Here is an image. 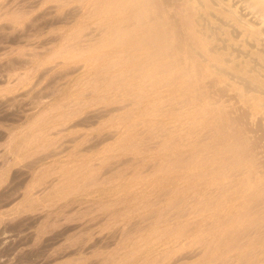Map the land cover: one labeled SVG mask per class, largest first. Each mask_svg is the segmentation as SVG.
Returning <instances> with one entry per match:
<instances>
[{
	"label": "rangeland",
	"instance_id": "obj_1",
	"mask_svg": "<svg viewBox=\"0 0 264 264\" xmlns=\"http://www.w3.org/2000/svg\"><path fill=\"white\" fill-rule=\"evenodd\" d=\"M36 1L37 0H0V14H1L0 15V27L4 28L3 30H0V82H1L0 83V91H1L0 93H2V94H0V144H1L0 145V171H1L0 178H1V180L3 179L2 180V182H3L2 183V190L4 189L3 190V201H4V208H5L4 212H5V214H7V215H5L6 220H5V223H3L2 227L6 228L8 226L6 228V233H5L6 236L2 237L4 241H3V244L1 245V248H0V250H1L0 252L2 255L0 260H2V264H173V263L175 264L176 262H177L176 264H194V263L195 264H240V263L241 264H254V263L255 264H263L264 259L262 260V256L264 258V250H263L264 249V240H263L264 239V233L259 234V230H260V227L262 225L264 226V218H262V217H264V213H260L259 209L261 210L262 208H264V203L259 202L260 199L258 198V196L256 194L253 195V190H252L255 186L254 184L258 185V183H260L261 181H259L260 179L256 175V169L255 168L252 169L253 166H251V164H250L251 162L249 163V160H245L244 158L239 157V156L234 155V154H231V153L230 154L226 153V150L228 149L229 146L233 145L234 143L235 144L238 143L237 139L243 137V133H244V136H246V137L248 136L249 138H251L253 136L254 137H256V136L261 137L262 135L264 136V115H263L264 113H262V112H264V96H263V94H260L261 95L260 96L258 93L254 92L255 94L251 95V94H253V92H251V91L248 92V90L246 91V89L244 88L245 85L242 86L243 82H245L244 84H246V81H244L242 79H241L242 80L241 81V80H237V78H231L230 79V77H228V79H227V77H219V76H215V78H214L215 80L213 79V80H211V82H210V79L201 81L200 82V85L202 86V92L201 93L197 92V89H194L191 92L181 94L177 90V87H176L177 85L170 84L167 81V79H164L162 82V85L159 89L154 90L153 87H149V89L145 90V93H144L145 98L140 102L138 101V103L143 102V105H142L143 107L140 108L139 111H137L136 113L131 115L130 111L135 107L136 100H132V99H128V98H126L127 99L126 100L124 98V96H123V98L121 96L125 95L126 92H128L129 94L127 93L125 96L131 95L132 93L134 94V92L136 93L138 90L132 89L131 87H132V85H135L136 83L137 84L140 83V81H133V80L131 81V78L127 77L126 75H123V77L127 78V80L124 83H122L123 87L124 88L126 87V89H123L118 93H114L113 92L114 87H110L109 90H107V92L105 94L99 93L96 96V98L98 100H100L106 96H114V95H119L121 98L110 99L106 103H99V105L97 107H93V108L86 110V112H89L90 114L91 113L93 114L96 112L95 114L99 115V118L97 119V121L93 122L94 124L92 123L91 126L87 125V127L81 128L78 132H74L75 130L71 128L72 125H70V124H73L74 122H72V121H76V119L68 120V122H69L68 123L69 126H68L66 124L67 123L66 120L65 121H63L62 119L59 120V118L66 112V110H64L65 112L64 111H57V110H55L56 107L50 109L51 108L50 106H47L46 108L41 110V112L43 111L44 113L47 111L46 112L47 117H45L46 119L44 118L45 121H44V119H42L41 121H38L36 119L38 112L36 113V111L35 112L32 111V112H26L25 113L24 111L26 109L30 108L29 104H32L34 102V99H35V101H37L35 96H37L39 94L45 95L46 93H49L52 90H54L57 87V86H55L56 84L54 82L60 84L62 82L64 83V81H66V82L70 81L71 79H74V77H76V75L80 76L78 74L82 75L83 73H86L89 70L91 72V77L97 76V79L98 78L102 79V77H104L105 75L107 77V75H108L109 78L107 77L108 82H106V84H108V83L111 84L113 82L112 78L116 74L127 73L129 70H131L133 68V66L132 65L122 66L123 63L125 62V57L120 56L122 54L123 48H121L119 46L116 47L114 44H112V45L107 44L105 46H104V44L101 45V47H99V49L97 50L98 52L95 51L94 55L93 54L84 55L83 57H81L77 61L78 63H75L76 65L74 63L73 64L71 63L72 62L71 61L72 55H69L70 56L69 57L68 54L63 55L62 57L59 56L58 58L55 57L53 60L52 54L56 53V51L57 52L61 51V48H62L61 42L58 38L59 35L62 33L61 29L62 28L71 29V27L75 26V23L68 25V26H65V25L63 26L61 24H57L58 26H56V25H54V22H56L59 18H61V15L64 14L66 11L68 12V11H70V9L72 10L73 7H75V6H78V5L81 6V3L78 4V1H80V0H73V2L70 5H68L67 7H64L62 9H56L54 7L57 5L56 2L58 0H55V1L51 0L48 4L43 5L44 7L41 5L40 6L37 5ZM90 1H92V3L95 6L93 9V13L95 14V21H94L95 23L96 22L97 23L103 22L102 23L103 25H105L106 23H110V24L115 25V24H118L119 22H121L122 20H124V18L130 16V14H131L129 9L128 10H121V11L118 10L119 11L118 14H116L117 12H115V13L111 12L110 14H108V12H109L108 8L112 7L113 0H107V1H105V0H85L83 2V4L87 5L88 3H90ZM11 3H12V5H11ZM33 3L37 6H35ZM159 3L160 2H156V5H158L160 13L164 17L165 14L162 10L163 7L161 8V5H159ZM6 5H7V9H6ZM15 5L20 6V7L19 8L17 7V9H16ZM13 6H15L14 7L15 9L13 8ZM21 7H23V8L21 9ZM42 7H43V9H42ZM177 7H178V5H177ZM30 8H32V9H30ZM4 9H5L7 14L9 13L8 16H7V14H5V11L3 12ZM151 9H152L153 14H154V12H155L154 7L152 6ZM14 10H15V12H13ZM29 10H30V12H29ZM170 10H174L175 12H177L178 16L180 15L178 8H176V9L171 8ZM16 11H20L21 13H22V11H23V13L25 11V14L28 11V13L26 14L27 16L25 18H22L23 19V20L21 19L22 21L20 20L22 22V24H24V23L26 24L25 27H23L21 25L20 26L16 25V22H17L15 19ZM49 12L50 13L52 12V14H50ZM171 12H173V11H171ZM44 13H46V14H44ZM122 13H124V14H122ZM125 13H127V14H125ZM188 13L191 14L190 16L192 18L194 16H196L195 12L192 11L191 9L189 10ZM208 13L209 12L207 11L205 14H206V16H208L210 18V20L213 22V24L219 25V22L217 20H216L217 21L216 22L215 19L211 18L208 15ZM45 15H46V17H44L42 20V18H40V17H43ZM146 15H147V13L145 12V16ZM36 19H38V20H36ZM50 19H51V21H49ZM35 21H36V23H35ZM44 21L49 22V27H47L48 25H46L47 22L45 23ZM38 22H39V24H37ZM52 22H53L54 26L50 27V24ZM91 23H93V22H91ZM14 24H15V29L12 28V27H14ZM256 27L259 28L260 26L256 25ZM23 28H25V29H23ZM38 28H40V29H38ZM222 28H223L224 33H227V37L225 35H223L220 31L217 32L218 34H216V36L218 35V37H220V38L226 37L227 39L230 40L231 43H234L235 48L237 47V44H238V50L240 52H242V50L251 52L252 56H254L256 54V57L259 59H261L263 57V56H258L259 53L256 51V49H250L248 47V45H246L247 44L246 42L243 43L244 40L243 41L241 40L243 38L238 37V35L236 33H234V31L230 27L222 26ZM260 28H262V27H260ZM42 29H43V31H42ZM254 29H257V28H254ZM30 31H32V32H30ZM168 31H169L170 38H174L175 32L173 33L172 29H169ZM189 32H191L189 27L183 28L182 37L190 39L191 36L189 35ZM50 35H51V37H50ZM233 35L237 36V41L233 39ZM48 37L50 40L49 41L47 40V42H46V39H48ZM56 37L58 39H56L54 41L53 39H55ZM212 37L214 38L215 36H212ZM16 38L19 39V42L17 41ZM102 38L105 39V36ZM51 40H53V42ZM215 41H214V43L213 42L205 43V50L202 49V51H201V49H200V52L202 54L205 53V55L209 56L208 52L206 51L207 47H211L214 45L221 47V44L219 42H217V41L215 42ZM185 43L186 42H184V41L182 42V54H181V56L184 57L183 59H185V63H188L190 60L188 59L187 54H186L187 53V47H186L187 43L186 44ZM210 43H211V45H210ZM41 44H43V45H41ZM31 47H33V48H31ZM104 47H105V49H104ZM196 47H197V45H196ZM3 50H5V51H3ZM36 52H38V53H36ZM40 52H41V54H39ZM227 52H229V51H225L222 49V50H219V52H218L219 54L217 53L216 56L212 55V57L215 56L214 57L215 59L212 58V60L213 59L216 60L215 63L222 64V65H220V68H227L228 69V68H231L233 66L232 63L223 64V62H221L222 58L224 56H225L224 58L232 57L231 53L229 52L230 53L229 54ZM33 55L35 57H33ZM90 55H91V57H88ZM111 55H112V57H110ZM220 55L222 56V58H220L221 57ZM235 56H237V55L234 54V57ZM126 57L128 58L129 56H126ZM29 58L33 59V60H30ZM37 58H39L38 59L39 61L37 60ZM65 58H68V67L64 66V65H66L64 63ZM93 58H95V59H93ZM242 58H244V56H242ZM89 59H91V60H89ZM99 59H101V60H99ZM114 59H116V61ZM87 60L90 61V64H89V61H87ZM92 60H93V62H92ZM27 61H29V62H27ZM35 61H38V63ZM113 61H114V63L117 62L119 64V66H117V68H115L111 72L106 71L104 73L103 68L107 65H112V63L110 64V62H113ZM247 61H248V63L249 62L250 63L247 64L246 66L243 65L242 69L244 68L245 70L250 71L249 70V68H250V69H252L251 70L252 72H249L250 74H248V72H247V74L243 73L244 76H246V75L247 76L246 77L243 76L242 78H245V80H247V83L253 82L254 85H264V77H263L264 73H262V71L264 70V67H263L264 66V60L262 62L260 60L256 61V63H253L252 61H249V60H247ZM165 62H166V60L162 61L161 63H165ZM91 63H93V64H91ZM199 63L201 64L202 69L204 70V73H206V71H207L206 66L207 65L200 62V60L197 59L196 54H195V59L190 62L191 68L194 69L193 66H196ZM11 64L16 65V66H14L15 70L13 68H11L12 67ZM38 64L40 65L39 67L41 69L38 67ZM84 64H85V66H84ZM251 64H253V65L251 66ZM257 64L258 65L260 64V65L257 67ZM35 65H37V66H35ZM22 66L24 68H22ZM86 66L88 69L86 68ZM261 66L263 68H261ZM29 67H30V69H29ZM52 67H54L53 70H52ZM255 67H257V69ZM26 68H28V69H26ZM79 68L81 71L78 70ZM85 68H86V70H85ZM91 68H93V69H91ZM49 69H51V70H49ZM68 69L69 70L70 69L75 70L76 71L75 75L73 74V76L68 77L66 74V72L69 71ZM82 70H84V71H82ZM93 70H95V71L97 70V71L93 72ZM27 72H29V73H27ZM37 72L39 74H36ZM58 72H60V73H58ZM76 73H78V74H76ZM40 74H42V76ZM206 76L207 75L205 74L204 75L205 79L207 78ZM3 77H5V78L7 77L8 81L3 83L2 82ZM12 77H13V79H12ZM17 77L20 80L22 79L21 83H23L22 86H24V87L19 88L16 92H13L10 89V88H12V85H8V83L9 82L13 83ZM41 77H43V78H41ZM57 77H58V79H57ZM62 78H64L65 80L60 82ZM89 78L90 77L85 78L84 82L90 81V80H88ZM54 79H55V81H54ZM56 79H57V81H56ZM107 79H106V81H107ZM127 81L130 82L131 84L130 83L127 84L126 83ZM150 81H152V80H146V84H148V82H150ZM212 81H213V84H212ZM240 82H242V83H240ZM132 83H134V84H132ZM153 83H154V81H153ZM238 83H239V85H237ZM195 85H197L196 88H198V84L196 82H195ZM50 86H51V88H50ZM127 86H130V87H127ZM205 86L208 87V89ZM228 86H230V87H228ZM221 88H223V89H221ZM3 90H8V91H3ZM243 90L245 92H243ZM221 92H223V93H221ZM224 92H225V94H224ZM239 93L243 97L240 98ZM158 94H160V96H158ZM222 94L224 95L223 96L224 98L222 96H220ZM16 95L17 96L21 95V96L17 97ZM9 97H10V99H9ZM211 97H213V98H211ZM234 97H236V101L234 100ZM168 98H170V100H172V101L168 100ZM248 98H250V99H248ZM87 99H89V98H87ZM22 100H23V102H21ZM165 100H168V101H165ZM186 100H188V101H186ZM215 100L216 101L218 100L217 105H215L216 104ZM223 100H225V101H223ZM226 100H228V101H226ZM116 101H117V103H116ZM131 101H135L134 105L128 106L126 108L127 110L124 109V110H119L118 112L116 111V109H118V108L120 109V107L122 108L124 104H128ZM11 102H12V104H11ZM14 102H15V104H14ZM113 102H115V103H113ZM183 102H186L187 106L184 108H181L180 104ZM188 102L192 105L190 106ZM40 103H47V102L41 101ZM107 103H110L112 105L108 104L109 105L108 106ZM164 103H165V105H164ZM210 103L214 104V105H210ZM261 103L263 105L262 107H260L261 105H259ZM151 104L154 106H152ZM169 104L171 105V107L168 106ZM177 104H178V106H177ZM208 104L210 105L209 107H208ZM233 104H234V106H233ZM14 105H16V106H14ZM167 106L171 109L168 110ZM172 107H173V109H172ZM229 107L232 110L229 109ZM235 108H236V110H235ZM110 109H111V111H109ZM113 109L115 110L114 113L112 111ZM174 109L176 112L174 111ZM227 109L231 110V112H232L230 116L226 115L227 113H225ZM251 109L254 111H252ZM170 110H171V112H170ZM177 110H179V112ZM207 111H209V112H207ZM108 112H112V113L106 114ZM100 113H101V115H100ZM180 113H181V115H180ZM163 114H165V115H163ZM32 115H35V116L32 118H29ZM183 115H184V117H182ZM239 115H243L245 117V119L247 120V121H245V124H248V125H246L248 127V129L250 130L252 127L251 132L256 130V134L258 133V135H254L255 131H254V134L250 133L249 130H247V127H245V126H243V124L239 123L240 121H238V123H236L238 120L237 118L240 117ZM130 116H132L131 117L132 119L130 118ZM105 117H107V118H105ZM114 117H116V118H114ZM118 117H119V119H118ZM126 117H129L128 120ZM180 117H182V119ZM235 117H237V118L234 119ZM110 118H112V119H110ZM165 118H167V119H165ZM47 119H48V121H47ZM124 119H125V121H123ZM129 119H130V121H129ZM135 119H136V121H135ZM143 119H144V122H143ZM34 120L38 121V122H35ZM180 120H182V121H180ZM222 120H223V122H221ZM49 121H51V122H49ZM116 121H118V122H116ZM145 121L148 123H146ZM124 122H126V123H124ZM149 122H150V124H149ZM155 122L157 125L154 124ZM187 122H188V124H187ZM228 122H230V123H228ZM116 123H118V124H116ZM141 123H142V125H141ZM151 123H153L154 126ZM34 124L36 127L34 126ZM113 124H115V125H113ZM175 124H177V125L175 127H173V125H175ZM30 125L34 126L35 128L30 126ZM170 125H172V126H170ZM221 125L223 126V129H222ZM28 126L31 127V129H29ZM64 126H65V128H64ZM99 126H101V127L99 128ZM129 126L130 127L133 126V127L130 128ZM134 127H136V128H134ZM137 127H138V129H137ZM142 127H143V129H142ZM58 128L62 129L63 134L58 133V130H59ZM156 128H158V129L154 130ZM161 128H163V129L160 130ZM209 128H210V130H209ZM230 128H232V130ZM63 129H65V130H63ZM164 129H166L167 131L165 132ZM175 129H176V131H175ZM179 129H181V130H179ZM225 130L227 132H225ZM22 131H24V132L22 133ZM91 131H93V132L89 133ZM155 131L156 132L159 131L158 134ZM162 131H163V135H161V133H160ZM174 131H175V133H173ZM180 131H181V133H180ZM194 131L196 132L195 134L193 133ZM233 131H234V133H233ZM120 132H122L121 135H120ZM131 132H133V133H131ZM108 133H112V134H108ZM192 133H193V135H192ZM235 133H237V134L235 135ZM14 134H16L17 140L15 142H13V144H10L11 142H10L9 137H11V135H14ZM260 134H261V136H260ZM39 135L41 137H37ZM197 135H198V137H197ZM98 136H99V139H98ZM110 136H111V139L109 138ZM138 136H140V137L142 136V137L140 138ZM152 136L155 138H153ZM159 136H161V138ZM163 136H165V137H163ZM206 136H207V138H209L208 140H207ZM122 137H124L125 139H123ZM126 137H128V138H126ZM130 137H132V139ZM136 137L140 138V139H136ZM147 137H151V138L149 139ZM182 137L184 139H182ZM200 137H202V138H200ZM235 137H236V139H234ZM105 138H108V139H105ZM222 138H224V139H222ZM90 139L91 140L94 139L95 141H97V146L95 147V149L93 148L92 150H90L89 146H91V144H92V142H90L91 141ZM152 139H154V140L158 139V140L154 141ZM200 139H201V141H200ZM229 139H231V140H229ZM68 140H70V141L75 140V142L68 144L66 142ZM234 140H236L237 142L236 141L234 142ZM119 141H120V143L118 144ZM143 141L147 142V144H145ZM158 141H161V142H158ZM179 141H180V143H179ZM33 142H35V143H33ZM151 142H152V144H154V143H159V144H158L156 149L147 150L149 145L150 146L152 145V144H150ZM136 144L138 146H135ZM139 144H141V145L139 146ZM212 144L214 146L211 147ZM165 145H167L166 149L168 148L167 149L168 151L165 149L163 152H161L160 148L161 149L164 148L162 146H165ZM182 146H183V148H182ZM71 147H73V148H71ZM138 147H142V148H140L141 151L139 150ZM143 147H144L145 152L143 150ZM25 148H27L28 153L23 151V149H25ZM76 148L78 150H80V158L81 159L78 156L76 158V156H74V154H72V152L76 151ZM222 148H224V149H222ZM118 149H119V151H118ZM127 149H128V152H127ZM133 149H135V150H133ZM10 150H11V152H10ZM124 150L126 152H124ZM131 150H133V151H131ZM155 150L158 152L155 153L156 152ZM20 152H22V153H20ZM60 152H62V154H60ZM139 152L142 154H139ZM193 152H194V154H193ZM18 153H20L21 155ZM205 153H207V154L211 153V154L207 155ZM221 154H223V155H221ZM11 155H13V156H11ZM170 156H171V158H170ZM179 156H180V158H179ZM188 156L192 157V159H187V158H189ZM184 157H185V159H184ZM71 158H72V160H71ZM167 158H168V160H167ZM77 159H79V160H77ZM130 159H132V160H130ZM180 159H184V161L182 162V160H180ZM162 161L163 162L166 161V164L163 163ZM178 161L182 164H180ZM242 161L244 163H242ZM134 162H135V164H134ZM227 162H228V164H227ZM74 163L76 165H73ZM183 163L186 165H184ZM77 164H79V166ZM178 164H180V165H178ZM191 164H192V166H190ZM195 164H196V166H195ZM164 165H166L165 168L162 167ZM174 166H176V167H174ZM77 167H79V168H77ZM91 167L92 168L94 167L95 169H90ZM146 167L147 168L149 167L148 170ZM152 167H153V169H152ZM178 167H180V168H178ZM222 167H226V168H222ZM246 167H248L247 169L250 172L246 171L247 170ZM63 168H65V169H63ZM159 168H161V169H159ZM169 168H171V169H169ZM89 169H90V171H89ZM155 169H156V171H155ZM196 169H197V171H196ZM206 169H207V171H206ZM86 170H88L89 172H86ZM159 170H160V172H159ZM252 170H254V171L252 172ZM114 171H116V172L114 173ZM150 171H152V172H150ZM168 171H170V172H168ZM219 171H220V173H219ZM70 172L72 173V175H70ZM73 172L75 173V175L73 174ZM78 172H80V173H78ZM140 172H144L146 174L151 173V174H153V176H154V172H155V174H157V175L154 176V178H153V176H150L151 174L149 175L150 176L149 177L148 175H146L144 173H140ZM203 172H205V174ZM81 173H83V174H81ZM92 173H94V174L92 175ZM253 173H255V174H253ZM84 174H86V175H84ZM108 174L109 175L111 174V175L109 176ZM133 174H135V176ZM202 174H204L205 176H203ZM246 174H247V178H243L244 176L246 177ZM249 174H251V175H249ZM11 175H12V177H11ZM67 175H70V177ZM80 175L81 176L83 175L82 178ZM195 175L196 176L199 175V176L196 177ZM4 176H5V178H3ZM71 176H73V177H71ZM138 176H140V177H138ZM144 176H147V177H145L146 179L144 178ZM179 176H180V178H179ZM63 177H65V179ZM68 177L71 180H69ZM119 177H120V179L117 180ZM133 177H134V179H133ZM253 177L255 178L254 179L255 181L253 182V180H252V183H251L250 179H253ZM93 178H95L96 180L95 179L93 180ZM136 178H137V180H135ZM147 178H148V180H147ZM172 178H173V180H172ZM191 178L193 179V181ZM88 179H89V182H88ZM128 179H130V181ZM66 180H67V182H66ZM240 180L242 182H240ZM69 181H70V184L67 185L69 183ZM125 181L126 182L129 181V182L126 183ZM165 181H167V182L165 183ZM232 181H234V182H232ZM59 182L60 183L65 182V183L64 184L62 183L60 185ZM106 182H108V183H106ZM110 182H112V183H110ZM118 183L121 184L122 186H124V187H122L123 189L121 188V185L118 186L119 185ZM71 184H73V185H71ZM225 184H227L226 187H225ZM3 185H4V187H3ZM79 185H81V186H79ZM236 185H237V187H235ZM75 186L77 188L74 189ZM96 186H97V188H95ZM231 186H232V188H231ZM68 187H69V189H68ZM182 187L185 189H182ZM66 188L70 191H68ZM214 188H216V189H214ZM165 189L166 190L169 189V190L163 191ZM178 189H180V190H178ZM241 189H243L244 191ZM250 189H251V192H250ZM61 190L64 191L63 193H66V194H63L61 192ZM72 190L75 192H73ZM76 190H77V192H76ZM176 190H178V191H176ZM102 191H103V195H102ZM218 191H220L219 192L220 194L216 193ZM242 191H243V193H242ZM30 192H33V193H30ZM160 192L161 193L169 192V195L165 196V198H164V197H162ZM205 192L212 194L211 195L212 198H209L210 194L205 193ZM57 193H58V197L56 196ZM214 193H216V194H214ZM244 193H246V194H244ZM31 194H33V195L31 196ZM156 194L158 196L161 195L160 197H162V199L158 198V196ZM202 194H204V196ZM221 194H223V195L221 196ZM59 195H62L63 198L61 196L59 197ZM77 195H78V197L80 196L82 200L80 198H78ZM137 195H138V197H136ZM145 195H146V197H145ZM229 195H230V197H229ZM249 195H251V196H249ZM195 196H197V197H195ZM201 196L204 198H202ZM238 196L240 199L237 198ZM244 196H247V197H244ZM74 197H75V199H74ZM194 197L196 200L194 199ZM57 198H59V199L57 200ZM149 198H150V200H149ZM190 198L193 199L192 200L193 202L191 200H189ZM241 198H242V200H241ZM65 199H67V200H65ZM78 199L80 201H78ZM256 199H257V201H256ZM52 200L54 201L53 204H52ZM69 200H71V201L69 202ZM75 200H76V202H75ZM213 200L215 201V204H213L214 203ZM237 200H239V201H237ZM24 201H25V203H24ZM42 201H43V203H42ZM65 201H66V203H64ZM136 201H137V204H136ZM210 201H212V202H210ZM224 201H226V203H224ZM61 202H63V203H61ZM153 202H155V203H153ZM257 202H259L260 204ZM57 203H58V205H57ZM249 203L251 205H249ZM255 203H256V205H255ZM44 204H46V205H44ZM51 204H52V206H51ZM113 204H115V205H113ZM152 204H154V205H152ZM176 204L179 206L176 207ZM21 205L23 207L22 210L23 211L26 210L27 212L24 213L21 210V212H23V213L21 215H18V218L16 215H14V216H16V222L9 224L8 219L11 217H14V216H9L8 215L9 212H11L12 210L16 209L17 207H19ZM199 205H203V206H199ZM205 205L207 207H204ZM216 205L219 208L216 207ZM243 206L245 208L241 209ZM253 206L255 209L251 208ZM97 207H99V208L97 209ZM144 207H146V208H144ZM138 208H139V210H137ZM140 208L141 209L144 208V209L141 210ZM204 208H207L208 210L207 209L203 210ZM215 208H216V210H215ZM103 209L105 212L102 211ZM133 209H134V211H133ZM189 209H190V211H189ZM35 210L36 211L38 210V211L36 212ZM183 210H185V211H183ZM201 210H202V213L201 212L197 213L198 211H201ZM237 210H239V211H237ZM246 210H248V211L252 210L250 212L251 214L247 213ZM92 211H93V213H91ZM124 211H125V214H123ZM138 211H140V212H138ZM175 211H178V212L175 213ZM203 211H204V213H203ZM109 212L111 214H109ZM164 212H166V214ZM169 212L170 213L172 212V213L170 214ZM263 212H264V209H263ZM100 213H102V214H100ZM126 213H129L128 214L129 216H127ZM159 213H161V214H159ZM167 213H169V214H167ZM240 213L246 214V215L245 216L243 215L244 216L243 217L242 214H240ZM120 214H121V216H120ZM156 214H159L160 216L158 217ZM173 214H176V215H174L173 219H172L171 215H173ZM185 214H186V217L185 216L182 217ZM189 214H190V216H187ZM232 214H234V215H232ZM248 214H249V216H247ZM29 215H31V216H29ZM124 215H126L127 217ZM165 215L167 216L168 219H170L169 217H171V219H170L171 222H166V221H170V220H168ZM179 215H181L180 216V218L182 217L181 219L180 218L177 219L179 217ZM256 215H257V217H256ZM115 216H116V218H115ZM176 216H177V218H176ZM228 216L229 217L231 216L230 219H228ZM246 216H247V218L245 219ZM41 217L43 220L42 219L40 220ZM161 217H162V220H161ZM163 217L165 219H163ZM201 217H202V219H201ZM89 218H91V219H89ZM108 218L110 220H106ZM117 218L118 219L121 218V219L118 220ZM158 218H159V220H157ZM219 220L221 223L218 222L215 224V222L219 221ZM232 220H233V222H232ZM136 221H138V222H136ZM151 222H153V223H151ZM159 222L160 223L162 222L161 224H163V225H160ZM247 222H249V223H247ZM137 223H138V226H136ZM141 223H143V224L141 225ZM184 224L185 225L187 224V225L185 226ZM204 224L206 225L205 226L206 229H205V227H203ZM210 224L213 225V227ZM259 224H261V225L259 226ZM145 225H148V228L150 226V228H152V229L151 230L146 229L144 227ZM157 225H160V226H157ZM207 225H208V227H207ZM253 225H255L256 227ZM9 226H11V227H9ZM129 226L131 228L133 227L132 229H134V230H132ZM140 226L142 227V229H145L146 231L139 229V228H141ZM176 226H178V228ZM210 226H211V230H210ZM220 226H222V227H220ZM17 228H19V229H17ZM39 228H40V230H39ZM123 228L126 230H123ZM167 228H168V230H166ZM262 228L264 229V227H262ZM164 229L166 230V232L164 231ZM214 229H216V231ZM228 229H230V230H228ZM152 230H154V231L156 230V231L154 232ZM186 230H190V231L187 232ZM201 230H204V231H202L204 233L203 235H202ZM205 230H209V231L207 232ZM225 230H226V233H225ZM8 231H9V233H8ZM13 231H16V232H13ZM222 231L224 234L222 233ZM237 231H239V232H237ZM127 232L128 233L131 232V233H129L130 235L127 234ZM132 232H133V234H132ZM137 232H139V233H137ZM149 232L151 234H149ZM167 232H168V235H167ZM191 232H192V234H190ZM263 232H264V230H263ZM11 233H12V235H10ZM210 233H212V234H210ZM251 233H254V234H251ZM123 234L125 236H124V238H121V237H123ZM173 234H175L176 236H174ZM195 234H196V236H195ZM222 234L224 235V237ZM9 235H10V237H9ZM186 235H187V237L188 236L189 237L186 238ZM199 235L201 236V238L199 237ZM147 236H148V238H145ZM203 236H204V238H203ZM160 237H162V238H160ZM239 238H242V240L239 241L238 240ZM174 239H175V241H174ZM236 241H238V242L236 243ZM140 242L142 243V245H140V247H139V244H141ZM191 242H192V244H191ZM258 242H261V244ZM234 243L236 246H233ZM223 244H224V246H223ZM12 245H13V247H12ZM237 245H239V246H237ZM172 246L175 248H172ZM184 246H185V248H184ZM230 246H232V247H230ZM130 247H131V249H130ZM178 249H180L179 253H177ZM259 250H262V251L259 252ZM122 251H123V253H122ZM139 251H141V252H139ZM136 252H137V254H136ZM133 254H135L134 255L135 257L133 256ZM253 254H254V256H253ZM126 256H128V257H126ZM185 256H190V257H188L190 260L189 259H186V260L182 259ZM166 257L168 260L166 259ZM178 257H179V260L181 259V262L180 261L178 262ZM158 261H159V263H158ZM108 262H110V263H108Z\"/></svg>",
	"mask_w": 264,
	"mask_h": 264
},
{
	"label": "bare ground",
	"instance_id": "obj_2",
	"mask_svg": "<svg viewBox=\"0 0 264 264\" xmlns=\"http://www.w3.org/2000/svg\"><path fill=\"white\" fill-rule=\"evenodd\" d=\"M51 0H37L36 2H37V5H41V6H43V5H46V4H48L49 2H50ZM55 1V0H54ZM53 1V2H54ZM85 0H80V1H78V4L79 3H81V6H75V7H73V9L71 10L70 9V11H66L64 14H62L61 15V18H59L56 22H54L53 20V22H54V25H56V26H58L57 24H61V25H65V26H68V25H71V24H73V23H75V26L74 27H71V29H67V28H62L61 29V34L59 35V40H60V42H61V51H56V53H54V54H52L53 56H52V58H53V60H54V58L55 57H59V56H63V55H65V54H68V56L69 55H72L71 56V63L73 64H75V63H78L77 61L81 58V57H83L84 55H89V54H93L94 55V52L95 51H97L98 49H99V47H101V45H103L104 44V46L105 45H107V44H109V45H112V44H114L116 47H121V48H123L122 49V54L120 55L121 57H125V62L123 63V65L122 66H127V65H132L133 66V68L131 69V70H129L127 73H118V74H116L112 79H113V82L111 83V84H106V82H108V79H107V77H108V75H107V77H106V75L104 76V77H102V79H100V78H98L97 79V76L95 77H91V72L88 70L86 73H83L82 75L81 74H78V73H76V74H78V75H80V76H77L76 75V77H74V79H71L70 81H64L65 79L64 78H62L61 79V81L60 82H62V81H64V83L62 82V83H60V84H58V83H56V82H54L56 85L55 86H57L54 90H52L51 92H49V93H46L45 95H43V94H39V95H37V96H35V98L37 99V101H35V99H34V102L32 103V104H29V107L30 108H28V109H26L24 112L26 113V112H32V111H36V113L38 112V115L36 116V119L38 120V121H41L42 119H44L45 117H47L46 115H47V111L44 113L43 111L41 112V110L42 109H44V108H46L47 106H50L51 108L50 109H52V108H55V110H57V111H64V110H66V112L59 118V120H63V121H67V125L69 126V122H68V120H73V119H76V121H72V122H74L73 124H70V125H72V129H74L75 131L74 132H78L81 128H83V127H87V125H90L91 126V124L93 123V122H95V121H97V119L99 118V115L97 114H95V113H89V112H86V110L87 109H90V108H93V107H97L98 105H99V103H106L108 100H110V99H113V98H115V99H119V98H123V96H124V98L126 99V98H128V99H132V100H136V103H135V107L130 111L131 113V115L132 114H134V113H136L137 111H139L140 110V108H142L143 106V102L142 103H138V101L140 102V101H142L144 98H145V90L146 89H149V87H153L154 88V90L155 89H159L160 87H161V85H162V82H163V80L164 79H167V81L170 83V84H174V85H177L176 87H177V90H178V92H180L181 94H184V93H188V92H191L192 90H194V89H197V92H199V93H201L202 92V86L200 85V82L201 81H204V80H208V79H210V82H211V80H213L214 78H215V76H219V77H227V79H228V77H230V79L231 78H237V80H244V81H246V84H244L245 82H240V83H242V86L243 85H245V89H246V91L248 90V92H253V94H251V95H254L255 93H258L259 95L260 94H263V96H264V85H254L253 84V82H251V83H247V80H245V78H242L244 75H243V73H246L247 74V72H248V74H250L249 72H252L251 70L252 69H250L249 68V70L250 71H248V70H245L244 68L242 69V66L243 65H247V64H249L248 63V61L247 60H249V61H252L253 63H256V61H263L264 60V0H113V3H112V7L111 8H108V14H110L111 12H113V13H115V12H117L116 14H118V12L119 11H121V10H130V12H131V14H130V16H128V17H126V18H124V20H122L121 22H117L118 24H115V25H113V24H110V23H106L105 25H103L102 23L103 22H94L95 21V14L93 13V9H94V4L92 3V1H90V3H88L87 5H84L83 4V2H84ZM105 1H107V0H105ZM24 2V1H23ZM22 2V3H23ZM30 2V1H29ZM28 2V3H29ZM35 2V3H36ZM73 2V0L71 1V0H58L56 3H57V5L54 7V8H56V9H62V8H64V7H67L68 5H70L71 3ZM156 2H160L159 3V5H161V8L163 7V12H164V14H165V16L163 17L162 16V14L160 13V10H159V8H158V5H156ZM21 3V4H22ZM24 4V3H23ZM34 4V3H33ZM55 4V3H54ZM10 5V4H9ZM11 5H12V3H11ZM14 5V4H13ZM17 5V4H16ZM15 5V6H16ZM20 5V4H19ZM27 5V4H26ZM35 5V4H34ZM37 5H35V6H37ZM177 5H178V7H177ZM4 6V5H3ZM15 6H13V8L15 7ZM21 6V5H20ZM20 6H16V9H17V7L19 8ZM25 6V5H24ZM30 6V5H29ZM111 6V5H110ZM154 7V9H155V12H154V14H153V11H152V9H151V7ZM44 7V6H43ZM43 7H42V9H43ZM23 7H21V9H22ZM25 8V7H24ZM29 8V7H28ZM171 8H173V9H176V8H178V10H179V13H180V15L178 16L177 15V12H175L174 10H170ZM6 9H7V5H6ZM15 9V8H14ZM30 9H32V8H30ZM192 10V11H194L195 12V14H196V16H194L193 18L190 16L191 14L190 13H188L189 12V10ZM119 10V11H118ZM177 10V11H178ZM5 11V9L3 10V12ZM11 11V10H10ZM26 11V10H25ZM25 11H24V13H23V11H22V13L20 12V11H16V13H15V19H16V25H21V26H23V27H25V23L24 24H22V18H25L27 15V13H28V11H27V13L25 14ZM55 11V10H54ZM53 11V12H54ZM171 11H173V12H171ZM209 12L208 13V15L211 17V18H213V19H215V21L217 20L218 22H219V25H214L213 24V22L210 20V18L208 17V16H206V12ZM8 12V11H7ZM13 12H15V10L13 11ZM29 12H30V10H29ZM46 12V11H45ZM145 12L147 13V15L145 16ZM162 12V11H161ZM50 13V12H49ZM4 14V13H3ZM5 14H7L6 13V11H5ZM9 14V13H8ZM8 14H7V16H8ZM44 14H46V13H44ZM50 14H52V12L50 13ZM122 14H124V13H122ZM125 14H127V13H125ZM1 15V14H0ZM194 15V14H193ZM40 16V15H39ZM122 16V15H121ZM2 17V16H1ZM44 17H46V15L45 16H43V17H40V18H42V20H43V18ZM60 17V16H59ZM56 18V17H55ZM120 18V17H119ZM13 19V18H12ZM22 19V20H21ZM3 20V19H2ZM21 20V21H20ZM36 20H38V19H36ZM40 20V19H39ZM48 20V19H47ZM49 21H51V19L49 20ZM216 21V22H217ZM45 22V21H44ZM47 22V21H46ZM45 22V23H46ZM53 22L50 24V27L51 26H54L53 25ZM91 22H93V23H91ZM35 23H36V21H35ZM91 23V24H90ZM37 24H39V22L37 23ZM36 24V25H37ZM46 25H48L47 27H49V22H47V24ZM256 25H259L260 27H262V28H258V27H256ZM222 26H228V27H230L233 31H234V33H236L237 35H238V37H242L243 39H241L242 41H243V43H247L246 45H248V47L250 48V49H256V51L259 53V55L258 56H263L261 59H259V58H257L256 57V54L254 55V56H252L251 55V52H248V51H243L242 50V52H240L239 50H238V44H237V49L235 48V46H234V43H231L230 42V40L229 39H227L226 37H227V33H224V31H223V28H222ZM28 27V26H27ZM43 27V26H42ZM45 27V26H44ZM190 28V31L191 32H189V35L191 36L190 37V39L189 38H185V37H182V35H183V33H182V30H183V28ZM13 29H15V24H14V27H12ZM11 28V29H12ZM21 28V27H20ZM254 28H257V29H254ZM2 28L0 27V30H1ZM12 29V30H13ZM18 29V28H17ZM23 29H25V28H23ZM38 29H40V28H38ZM169 29H172V31H173V33L175 32V36H174V38H170V35H169ZM27 30V29H26ZM35 30V29H34ZM37 30V29H36ZM188 30V29H187ZM11 31V30H10ZM42 31H43V29H42ZM218 31H220L223 35H225L226 37H224V38H220V37H218V35L216 36V34H218L217 32ZM12 32V31H11ZM22 32V31H21ZM30 32H32V31H30ZM36 32V31H35ZM39 32V31H38ZM51 32V31H50ZM59 32V31H58ZM227 32V31H226ZM2 33V32H1ZM10 33V32H9ZM37 33V32H36ZM43 33V32H42ZM231 33V32H230ZM23 34V33H22ZM28 34V33H27ZM30 35V34H29ZM57 35V34H56ZM232 35V34H231ZM20 36V35H19ZM55 36V35H54ZM53 36V37H54ZM105 36V39L104 38H102V37H104ZM108 36V37H107ZM212 36H215L214 38L212 37ZM16 37V36H15ZM29 37V36H28ZM50 37H51V35H50ZM107 37V38H106ZM57 37L55 38V39H53L54 41L56 40V39H58ZM17 39V38H16ZM26 39V38H25ZM233 39L234 40H236L237 41V36L235 35H233ZM32 40V39H31ZM47 40L49 41L50 39H49V37H48V39H46V42H47ZM53 40H51L52 42H53ZM217 41V42H219L220 44H221V47L219 46H216V45H214V46H211V47H207L206 48V51L208 52V54H209V56H207V55H205V53L204 54H202L201 52H200V49H201V51H202V49H204L205 50V43H207V42H213L214 43V41ZM239 40V39H238ZM240 40V41H241ZM17 41L19 42V39H17ZM186 42L187 43V45H186V47H187V57H188V59L190 60L188 63H185V59H183L184 57H182L181 56V54H182V42ZM215 41V42H216ZM27 42V41H26ZM45 42V41H44ZM194 42V43H193ZM22 43V42H21ZM185 43V44H186ZM239 43V42H238ZM20 44V43H19ZM18 44V45H19ZM36 44V43H35ZM51 44V43H50ZM56 44V43H55ZM54 44V45H55ZM23 45V44H22ZM41 45H43V44H41ZM53 45V46H54ZM196 45H197V47H196ZM207 45V44H206ZM210 45H211V43H210ZM245 45V44H244ZM37 46V45H36ZM44 47V46H43ZM113 47V46H112ZM111 47V48H112ZM247 47V48H248ZM29 48V47H28ZM31 48H33V47H31ZM39 48V47H38ZM103 48V47H102ZM109 48V47H108ZM36 49V48H35ZM49 49V48H48ZM104 49H105V47H104ZM114 49V48H113ZM112 49V50H113ZM225 50V51H229L230 53H231V56L232 57H227V58H222V56L220 57V58H222V61L221 62H223V64H228V63H232L233 64V66L231 67V68H220V65H222V64H217V63H215V61L216 60H214L215 58V56L217 55V53L219 52V50ZM38 50V49H37ZM103 50V49H102ZM3 51H5V50H3ZM36 51V50H35ZM43 51V50H42ZM105 51V50H104ZM114 51V50H113ZM17 52V51H16ZM98 52V51H97ZM142 52V53H141ZM229 52H227V53H229ZM256 52V53H257ZM10 53V52H9ZM12 53V52H11ZM34 53V52H33ZM36 53H38V52H36ZM45 53V52H44ZM222 53V52H221ZM229 53V54H230ZM240 53V54H239ZM13 54V53H12ZM11 54V55H12ZM29 54V53H28ZM39 54H41V52L39 53ZM43 54V53H42ZM195 54H196V57H197V59L198 60H200V62H202L203 64H205V65H207L206 66V73H204V70L202 69V66H201V64L199 63V64H195L196 66H193L194 67V69L193 68H191V65H190V62L192 61V60H194L195 59ZM219 54V53H218ZM228 54V55H229ZM234 54H236L237 56H235L234 57ZM261 54V55H260ZM21 55V54H20ZM98 55V54H97ZM106 55V54H105ZM118 55V54H117ZM212 55H215L214 57H212ZM37 56V55H36ZM109 56V55H108ZM126 56H129L128 58L126 57ZM242 56H244V58H242ZM2 57V56H1ZM25 57V56H24ZM33 57H35L34 55H33ZM40 57V56H39ZM67 57V56H66ZM70 57V56H69ZM88 57H91V55L90 56H88ZM87 57V58H88ZM110 57H112V55L110 56ZM186 57V58H187ZM32 58V57H31ZM51 58V57H50ZM85 58V57H84ZM99 58V57H98ZM101 58V57H100ZM212 58H214L213 60H212ZM30 59V58H29ZM39 58H37V60H38ZM93 59H95V58H93ZM217 59V58H216ZM244 59V60H243ZM30 60H33V59H30ZM60 60V59H59ZM89 60H91V59H89ZM89 60H87V61H89ZM97 60V59H96ZM99 60H101V59H99ZM105 60V59H104ZM103 60V61H104ZM115 61H116V59H114ZM166 60V62L165 63H161L162 61H165ZM218 60V59H217ZM39 61V60H38ZM38 61H35V62H37L38 63ZM52 61V60H51ZM70 61V60H69ZM85 61V60H84ZM27 62H29V61H27ZM92 62H93V60H92ZM102 62V61H101ZM122 62V61H121ZM14 63V62H13ZM66 65H64V66H67L68 67V58H65V62H64ZM85 63V62H84ZM99 63V62H98ZM112 63V65H107V66H105L104 68H103V71H104V73L106 72V71H113L115 68H117V66H119V64L117 63V62H115L114 63V61L113 62H110V64ZM220 63V62H219ZM260 63V62H259ZM2 64V63H1ZM27 64V63H26ZM29 64V63H28ZM43 64V63H42ZM49 64V63H48ZM83 64V63H82ZM89 64H90V61H89ZM91 64H93V63H91ZM95 64V63H94ZM71 65V64H70ZM76 65V64H75ZM79 65V64H78ZM97 65V64H96ZM95 65V66H96ZM101 65V64H100ZM121 65V64H120ZM253 64H251V66H252ZM260 65V64H259ZM258 64H257V67L259 66ZM11 68H13L14 69V66H16L15 64H11ZM35 66H37V65H35ZM40 65L38 64V67H39ZM84 66H85V64H84ZM92 66V65H91ZM99 66V65H98ZM249 66V65H248ZM250 66V67H251ZM74 67V66H73ZM223 67V66H222ZM257 67H255L256 69H257ZM264 67V66H263ZM262 66H261V68H263ZM22 68H24L23 66H22ZM40 68V67H39ZM53 68L54 67H52V70H53ZM82 68V67H81ZM86 68H87V66H86ZM86 68H85V70H86ZM191 68V69H190ZM26 69H28V68H26ZM25 69V70H26ZM29 69H30V67H29ZM41 69V68H40ZM72 69V68H71ZM69 70L68 72H66V74H67V76L69 77V76H73V74L75 75V70ZM88 69V68H87ZM91 69H93V68H91ZM97 69V68H96ZM2 70V69H1ZM15 70V69H14ZM47 70V69H46ZM49 70H51V69H49ZM78 70H80V68L78 69ZM98 70V69H97ZM96 70V71H97ZM32 71V70H31ZM35 71V70H34ZM40 71V70H39ZM81 71V70H80ZM82 71H84V70H82ZM95 70H93V72H94ZM95 71V72H96ZM256 71V70H255ZM254 71V72H255ZM50 72V71H49ZM208 72V73H207ZM259 72V71H258ZM27 73H29V72H27ZM58 73H60V72H58ZM101 73V72H100ZM103 73V72H102ZM256 73V72H255ZM260 73V72H259ZM262 73H264V70L262 71ZM261 73V74H262ZM31 74V73H30ZM36 74H39L38 72L36 73ZM50 74V73H49ZM64 74V73H63ZM207 75L206 77V79L204 78V75ZM257 74V73H256ZM260 74V75H261ZM41 76H42V74H40ZM65 75V74H64ZM100 75V74H99ZM98 75V76H99ZM123 75H126L127 77H129V78H131V81L133 80V81H140V83H136L135 85H132V89H136V90H138L136 93L134 92V94L132 93L131 95H127V96H125L128 92H126V94L125 95H122L121 97L119 96V95H114V96H106V97H103L102 99H100V100H98L97 98H96V96L100 93V94H105L106 92H107V90H109V88L110 87H114L113 88V92L114 93H118V92H120L121 90H123V89H126V87L124 88L123 87V85H122V83H124L126 80H127V78H125V77H123ZM3 76V75H2ZM1 76V77H2ZM35 76V75H34ZM247 76V75H246ZM246 76H244V77H246ZM24 77V76H23ZM31 77V76H30ZM29 77V78H30ZM62 77V76H61ZM60 77V78H61ZM88 77H90L88 80H90V81H88V82H84L85 81V78H88ZM264 77V76H263ZM21 78V77H20ZM33 78V77H32ZM41 78H43V77H41ZM109 78V77H108ZM12 79H13V77H12ZM19 78L17 77L16 78V80L13 82V83H11V82H9L8 83V85H12V88H10L11 89V91H13V92H16L19 88H22V87H24V86H22L23 85V83H21V80L19 79ZM57 79H58V77H57ZM57 79H56V81H57ZM106 79H107V81H106ZM4 80V81H3ZM110 80V79H109ZM146 80H152V81H150V82H148V84H146ZM215 80V79H214ZM241 80V81H242ZM8 81V78L6 77H3L2 78V82L3 83H5V82H7ZM54 81H55V79H54ZM153 81H154V83H153ZM236 81V80H235ZM49 82V81H48ZM53 82V81H52ZM66 82V83H65ZM195 82L198 84V88H196L197 87V85H195ZM237 82V81H236ZM1 83V82H0ZM30 83V82H29ZM127 84H129L130 82H126ZM194 83V84H193ZM203 83V82H202ZM205 83V82H204ZM36 84V83H35ZM41 84V83H40ZM39 84V85H40ZM131 84V83H130ZM132 84H134V83H132ZM212 84H213V81H212ZM236 84V83H235ZM52 85V84H51ZM54 85V84H53ZM122 85V86H121ZM227 85V84H226ZM237 85H239V83L237 84ZM33 86V85H32ZM54 86V87H55ZM125 86V85H124ZM172 86V85H171ZM170 86V87H171ZM9 87V86H8ZM127 87H130V86H127ZM206 87V86H205ZM228 87H230V86H228ZM7 88V87H6ZM33 88V87H32ZM46 88V87H45ZM50 88H51V86H50ZM166 88V87H165ZM168 88V87H167ZM207 89H208V87H206ZM225 88V87H224ZM2 89V88H1ZM34 89V88H33ZM130 89V88H129ZM221 89H223V88H221ZM9 90V89H8ZM8 90H3V91H8ZM49 90V89H48ZM163 90V89H162ZM21 91V90H20ZM50 91V90H49ZM127 91V90H126ZM135 91V90H134ZM158 91V90H157ZM210 91V90H209ZM224 91V90H223ZM1 92V91H0ZM29 92V91H28ZM45 92V91H44ZM125 92V91H124ZM156 92V91H155ZM227 92V91H226ZM239 92V91H238ZM243 92H245L244 90H243ZM255 92V93H254ZM6 93V92H5ZM24 93V92H23ZM39 93V92H38ZM113 93V94H114ZM153 93V92H152ZM221 93H223V92H221ZM220 93V94H221ZM0 94H2V93H0ZM10 94V93H9ZM25 94V93H24ZM129 94V93H128ZM151 94V93H150ZM190 94V93H189ZM203 94V93H202ZM224 94H225V92H224ZM240 94V93H239ZM238 94V95H239ZM247 94V93H246ZM244 95V94H243ZM249 95V94H248ZM257 95V94H256ZM17 96V95H16ZM19 96H21V95H19ZM19 96H17V97H19ZM25 96V95H24ZM27 96V95H26ZM158 96H160V94H158ZM174 96V95H173ZM220 96H224L223 94L222 95H220ZM226 96V95H225ZM250 96V95H249ZM261 96V95H260ZM8 97V96H7ZM208 97V96H207ZM227 97V96H226ZM241 97H243V96H241V94H240V98ZM16 98V97H15ZM30 98V97H29ZM87 98H89V99H87ZM167 98V97H166ZM210 98V97H209ZM211 98H213V97H211ZM224 98V97H223ZM229 98V97H228ZM251 98V97H250ZM250 98H248V99H250ZM9 99H10V97H9ZM14 99V98H13ZM19 99V98H18ZM149 99V98H148ZM157 99V98H156ZM200 99V98H199ZM17 100V99H16ZM127 100V99H126ZM168 100H170V98H168ZM168 100H165V101H168ZM234 100L236 101V97H234ZM3 101V100H2ZM5 101V100H4ZM19 101V100H18ZM41 101H45V102H47V103H40ZM114 101V100H113ZM120 101V100H119ZM146 101V100H145ZM162 101V100H161ZM170 101H172V100H170ZM186 101H188V100H186ZM200 101V100H199ZM204 101V100H203ZM216 101V100H215ZM218 101V100H217ZM217 101H216V104L215 105H217ZM223 101H225V100H223ZM226 101H228V100H226ZM232 101V100H231ZM13 102V101H12ZM12 102H11V104H12ZM21 102H23V100L21 101ZM20 102V103H21ZM134 102L135 101H131L130 103H128V104H124L123 105V107L121 108L120 107V109L118 108V109H116V111L118 112L119 110H124V109H126L128 106H130V105H134ZM156 102V101H155ZM159 102V101H158ZM157 102V103H158ZM163 102V101H162ZM161 102V103H162ZM196 102V101H195ZM4 103V102H3ZM2 103V104H3ZM26 103V102H25ZM113 103H115V102H113ZM116 103H117V101H116ZM173 103V102H172ZM175 103V102H174ZM189 103V102H188ZM204 103V102H203ZM207 103V102H206ZM219 103V102H218ZM256 103V102H255ZM14 104H15V102H14ZM18 104V103H17ZM108 104H110V103H107V105ZM197 104V103H196ZM202 104V103H201ZM104 105V104H103ZM110 105H112V104H110ZM148 105V104H147ZM152 105V104H151ZM158 105V104H157ZM164 105H165V103H164ZM181 105V108H184V107H186L187 106V103L186 102H183V103H181L180 104ZM189 105L191 106L192 104H190L189 103ZM210 105H214V104H211L210 103ZM209 104H208V107L210 106ZM220 105V104H219ZM259 105H261L260 107H262L263 105H262V103L261 104H259ZM6 106V105H5ZM8 106V105H7ZM14 106H16V105H14ZM109 106V105H108ZM152 106H154V105H152ZM168 106H170L171 107V105L169 104ZM167 106V107H168ZM177 106H178V104H177ZM203 106V105H202ZM233 106H234V104H233ZM106 107V106H105ZM132 107V106H131ZM199 107V106H198ZM248 107V106H247ZM12 108V107H11ZM177 108V107H176ZM190 108V107H189ZM193 108V107H192ZM22 109V108H21ZM109 109V108H108ZM115 109V108H114ZM112 110L113 111V113H114V111L115 110ZM162 109V108H161ZM160 109V110H161ZM164 109V108H163ZM169 109H171V108H169L168 107V110ZM172 109H173V107H172ZM191 109V108H190ZM203 109V108H202ZM229 109H231L230 107H229ZM229 109H227L226 110V112L225 113H227L226 115H228V116H230L231 115V110H229ZM127 110V109H126ZM130 110V109H129ZM143 110V109H142ZM159 110V109H158ZM235 110H236V108H235ZM252 110V109H251ZM109 111H111V109L109 110ZM149 111V110H148ZM173 111V110H172ZM174 111H175V109H174ZM178 112H179V110H177ZM225 111V110H224ZM252 111H254V110H252ZM16 112V111H15ZM50 112V111H49ZM53 112V111H52ZM107 112V111H106ZM170 112H171V110H170ZM176 112V111H175ZM207 112H209V111H207ZM211 112V111H210ZM236 112V111H235ZM14 113V112H13ZM58 113V112H57ZM103 113V112H102ZM110 113H112V112H108V113H106V114H110ZM154 113V112H153ZM205 113V112H204ZM262 113H264V112H262ZM261 113V114H262ZM49 114V113H48ZM105 114V113H104ZM116 114V113H115ZM126 114V113H125ZM151 114V113H150ZM169 114V113H168ZM184 114V113H183ZM212 114V113H211ZM240 114V113H239ZM2 115V114H1ZM12 115V114H11ZM100 115H101V113H100ZM128 115V114H127ZM142 115V114H141ZM154 115V114H153ZM163 115H165V114H163ZM178 115V114H177ZM180 115H181V113H180ZM186 115V114H185ZM225 115V116H226ZM234 115V114H233ZM264 115V114H263ZM35 115H32V116H30L29 118H32V117H34ZM83 116V117H82ZM122 116V115H121ZM125 116V115H124ZM144 116V115H143ZM147 116V115H146ZM240 117L239 118H237V117H235L234 119H238L237 120V122L236 123H238V121H240L239 123H241V124H243V126H245V127H247L246 125H248V124H245V121H247L246 119H245V117L243 116V115H239ZM250 116V115H249ZM23 117V116H22ZM27 117V116H26ZM101 117V116H100ZM110 117V116H109ZM120 117V116H119ZM119 117H118V119H119ZM132 116H130V118H131ZM141 117V116H140ZM173 117V116H172ZM182 117H184V115L182 116ZM182 117H180L181 119H182ZM261 117V116H260ZM105 118H107V117H105ZM114 118H116V117H114ZM127 118V120H128V118L129 117H126ZM137 118V117H136ZM171 118V117H170ZM209 118V117H208ZM213 118V117H212ZM228 118V117H227ZM46 119V118H45ZM45 119H44V121H45ZM104 119V118H103ZM110 119H112V118H110ZM132 119V118H131ZM165 119H167V118H165ZM175 119V118H174ZM219 119V118H218ZM222 119V118H221ZM230 119V118H229ZM109 120V119H108ZM134 120V119H133ZM172 120V119H171ZM170 120V121H171ZM179 120V119H178ZM220 120V119H219ZM228 120V119H227ZM35 121V120H34ZM38 121H35V122H38ZM47 121H48V119H47ZM112 121V120H111ZM114 121V120H113ZM122 121V120H121ZM123 121H125V119L123 120ZM129 121H130V119H129ZM135 121H136V119H135ZM147 121V120H146ZM145 121V122H146ZM169 121V122H170ZM180 121H182V120H180ZM236 121V120H235ZM22 122V121H21ZM43 122V121H42ZM41 122V123H42ZM49 122H51V121H49ZM71 122V121H70ZM116 122H118V121H116ZM120 122V121H119ZM143 122H144V119H143ZM185 122V121H184ZM220 122V121H219ZM221 122H223V120L221 121ZM232 122V121H231ZM34 123V122H33ZM40 123V122H39ZM38 123V124H39ZM44 123V122H43ZM42 123V124H43ZM62 123V122H61ZM124 123H126V122H124ZM146 123H148V122H146ZM145 123V124H146ZM158 123V122H157ZM179 123V122H178ZM228 123H230V122H228ZM250 123V122H249ZM94 124V123H93ZM109 124V123H108ZM107 124V125H108ZM116 124H118V123H116ZM144 124V125H145ZM149 124H150V122H149ZM152 125H153V123H151ZM154 124H156V122L154 123ZM172 124V123H171ZM187 124H188V122H187ZM65 125V124H64ZM103 125V124H102ZM113 125H115V124H113ZM141 125H142V123H141ZM157 125V124H156ZM161 125V124H160ZM164 125V124H163ZM177 124H175V125H173V127H175ZM182 125V124H181ZM190 125V124H189ZM217 125V124H216ZM30 126H32V125H30ZM34 126H35V124H34ZM34 126H32V127H34ZM61 126V125H60ZM93 126V125H92ZM124 126V125H123ZM150 126V125H149ZM154 126V125H153ZM170 126H172V125H170ZM169 126V127H170ZM220 126V125H219ZM222 126V125H221ZM250 126V125H249ZM36 127V126H35ZM34 127V128H35ZM49 127V126H48ZM101 126H99V128H100ZM113 127V126H112ZM121 127V126H120ZM130 127V126H129ZM131 127H133V126H131ZM130 127V128H131ZM144 127V126H143ZM143 127H142V129H143ZM181 127V126H180ZM190 127V126H189ZM188 127V128H189ZM28 128L29 129H31V127H29L28 126ZM57 128V127H56ZM64 128H65V126H64ZM70 128V127H69ZM134 128H136V127H134ZM140 128V127H139ZM145 128V127H144ZM155 128V127H154ZM164 128V127H163ZM163 128H161L160 130H162ZM172 128V127H171ZM179 128V127H178ZM184 128V127H183ZM198 128V127H197ZM218 128V127H217ZM55 129V128H54ZM59 129V128H58ZM61 129V128H60ZM58 130V133L59 134H63L62 132V129L61 130ZM115 129V128H114ZM133 129V128H132ZM137 129H138V127H137ZM136 129V130H137ZM141 129V128H140ZM158 128H156V129H154V130H157ZM170 129V128H169ZM174 129V128H173ZM172 129V130H173ZM219 129V128H218ZM222 129H223V126H222ZM231 130H232V128H230ZM245 129V128H244ZM251 129H252V127H251ZM251 129L249 130L248 129V127H247V130H249V132L250 133H252V134H254V131H255V134L254 135H258V133L256 134V130H252L253 132H251ZM43 130V129H42ZM52 130V129H51ZM63 130H65V129H63ZM100 130V129H99ZM165 130V132L167 131L166 129H164ZM179 130H181V129H179ZM178 130V131H179ZM209 130H210V128H209ZM212 130V129H211ZM246 130V131H247ZM25 131V130H24ZM24 131H22V133L24 132ZM31 131V130H30ZM98 131V130H97ZM113 131V130H112ZM118 131V130H117ZM133 131V130H132ZM135 131V130H134ZM140 131V130H139ZM152 131V130H151ZM175 131H176V129H175ZM175 131L173 132V133H175ZM214 131V130H213ZM229 131V130H228ZM236 131V130H235ZM29 132V131H28ZM37 132V131H36ZM71 132V131H70ZM93 131H91V132H89V133H92ZM95 132V131H94ZM123 132V131H122ZM122 132H120V135H121V133ZM156 132V131H155ZM159 132V131H158ZM158 132H156L157 134H158ZM210 132V131H209ZM212 132V131H211ZM225 132H227L226 130H225ZM230 132V131H229ZM240 132V131H239ZM21 133V134H22ZM126 133V132H125ZM124 133V134H125ZM131 133H133V132H131ZM155 133V134H156ZM161 133V135H163V131L162 132H160ZM179 133V132H178ZM180 133H181V131H180ZM187 133V132H186ZM194 134L196 133L195 131L193 132ZM193 133H192V135H193ZM214 133V132H213ZM221 133V132H220ZM224 133V132H223ZM222 133V134H223ZM233 133H234V131H233ZM241 133V132H240ZM19 134V133H18ZM49 134V133H48ZM108 134H112V133H108ZM130 134V133H129ZM138 134V133H137ZM154 134V135H155ZM215 134V133H214ZM213 134V135H214ZM225 134V133H224ZM232 134V133H231ZM237 133H235V135H236ZM242 134V133H241ZM20 135V134H19ZM18 135V136H19ZM41 135V134H40ZM37 136V137H41V136ZM127 135V134H126ZM132 135V134H131ZM142 135V134H141ZM188 135V134H187ZM191 135V136H192ZM212 135V134H211ZM216 135V134H215ZM219 135V134H218ZM217 135V136H218ZM233 135V134H232ZM246 135V134H245ZM21 136V135H20ZM67 136V135H66ZM73 136V135H72ZM100 136V135H99ZM99 136H98V139H99ZM117 136V135H116ZM128 136V135H127ZM209 136V135H208ZM221 136V135H220ZM260 136H261V134H260ZM64 137V136H63ZM102 137V136H101ZM105 137V136H104ZM138 137H140V136H138ZM142 137V136H141ZM140 137V138H141ZM153 137V136H152ZM158 137V136H157ZM160 138H161V136H159ZM163 137H165V136H163ZM196 137V136H195ZM197 137H198V135H197ZM215 137V136H214ZM10 138V144H13V142H15L16 140H17V137H16V134H14V135H11V137H9ZM48 138V137H47ZM61 138V137H60ZM59 138V139H60ZM103 138V137H102ZM110 139H111V136L109 137ZM113 138V137H112ZM123 139H125L124 137H122ZM121 138V139H122ZM126 138H128V137H126ZM131 139H132V137H130ZM140 138H137L136 137V139H140ZM147 138H151V137H147ZM153 138H155V137H153ZM159 138V139H160ZM200 138H202V137H200ZM206 138H207V136H206ZM211 138V137H210ZM105 139H108V138H105ZM114 139V138H113ZM112 139V140H113ZM177 139V138H176ZM182 139H184L183 137H182ZM194 139V138H193ZM205 139V138H204ZM209 138H207V140H208ZM222 139H224V138H222ZM234 139H236V137L234 138ZM12 140V141H11ZM91 140V139H90ZM130 140V139H129ZM152 140H154V139H152ZM158 140V139H157ZM157 140H154V141H157ZM180 140V139H179ZM206 140V139H205ZM229 140H231V139H229ZM238 140V143H234L233 145H231V146H227L228 147V149L226 150V153L227 154H234V155H237V156H239V157H242V158H244L245 160H249V163L251 164V166H253V168L252 169H256V175H257V177H259V181H261L260 183H258V185H256V184H254L253 186H254V188L252 189L253 190V195L254 194H256L257 196H258V198L260 199V201L259 202H262V203H264V136L262 135L261 137H251V138H249L248 136L246 137V136H244V133H243V137H241V138H238L237 139ZM41 141V140H40ZM77 141V140H76ZM111 141V140H110ZM123 141V140H122ZM150 141V140H149ZM148 141V142H149ZM162 141V140H161ZM161 141H158V142H161ZM167 141V140H166ZM165 141V142H166ZM170 141V140H169ZM177 141V140H176ZM199 141V140H198ZM200 141H201V139H200ZM199 141V142H200ZM204 141V140H203ZM202 141V142H203ZM236 140H234V142H235ZM68 144H71V143H74L75 142V140H72V141H70V140H68V141H66ZM65 142V143H66ZM90 142H92V144H91V146H89V148H90V150H92L93 148L95 149V147L97 146V141H95L94 139H92ZM106 142V141H105ZM124 142V141H123ZM128 142V141H127ZM130 142V141H129ZM134 142V141H133ZM144 142V141H143ZM205 142V141H204ZM220 142V141H219ZM237 142V141H236ZM33 143H35V142H33ZM37 143V142H36ZM120 143V141L118 142V144ZM122 143V142H121ZM125 143V142H124ZM140 143V142H139ZM145 144H147V142H144ZM178 143V142H177ZM179 143H180V141H179ZM178 143V144H179ZM123 144V143H122ZM150 144H152V142L150 143ZM158 144L159 143H154V144H152L151 146L149 145V147L147 148V150H152V149H156L157 148V146H158ZM165 144V143H164ZM171 144V143H170ZM187 144V143H186ZM190 144V143H189ZM1 145V144H0ZM54 145V144H53ZM141 144H139V146H140ZM185 145V144H184ZM11 146V145H10ZM74 146V145H73ZM135 146H138L137 144L135 145ZM144 146V145H143ZM180 146V145H179ZM187 146V145H186ZM189 146V145H188ZM212 146H214L213 144L211 145V147ZM27 147V146H26ZM33 147V146H32ZM125 147V146H124ZM146 147V146H145ZM162 147H164V148H160V151L161 152H163L165 149H166V147H167V145H165V146H162ZM170 147V146H169ZM9 148V147H8ZM71 148H73V147H71ZM70 148V149H71ZM75 148V147H74ZM78 148V147H77ZM76 148V151L75 152H72V154H74V156H76V158H77V156L80 158V150H78ZM123 148V147H122ZM132 148V147H131ZM134 148V147H133ZM137 148V147H136ZM139 148V150H140V148H142V147H138ZM182 148H183V146H182ZM210 148V147H209ZM13 149V148H12ZM88 149V148H87ZM124 149V148H123ZM168 149V148H167ZM166 149V150H167ZM194 149V148H193ZM222 149H224V148H222ZM9 150V149H8ZM69 150V149H68ZM108 150V149H107ZM133 150H135V149H133ZM133 150H131V151H133ZM143 150H144V147H143ZM216 150V149H215ZM18 151V150H17ZM23 151H25V152H27V148H25V149H23ZM89 151V150H88ZM112 151V150H111ZM118 151H119V149H118ZM122 151V150H121ZM120 151V152H121ZM141 151V150H140ZM156 151V150H155ZM168 151V150H167ZM10 152H11V150H10ZM63 152V151H62ZM62 152H60V154H62ZM66 152V151H65ZM70 152V151H69ZM106 152V151H105ZM113 152V151H112ZM115 152V151H114ZM124 152H126L125 150H124ZM127 152H128V149H127ZM137 152V151H136ZM144 152H145V150H144ZM143 152V153H144ZM158 151H156L155 153H157ZM189 152V151H188ZM195 152V151H194ZM194 152H193V154H194ZM15 153V152H14ZM13 153V154H14ZM20 153H22V152H20ZM20 153H18V154H20ZM28 153V152H27ZM91 153V152H90ZM138 153V152H137ZM160 153V152H159ZM220 153V152H219ZM31 154V153H30ZM95 154V153H94ZM93 154V155H94ZM139 154H142V153H140L139 152ZM145 154V153H144ZM191 154V153H190ZM199 154V153H198ZM205 154H207V153H205ZM208 154H211V153H208ZM207 154V155H208ZM21 155V154H20ZM167 155V154H166ZM188 155V154H187ZM186 155V156H187ZM192 155V154H191ZM197 155V154H196ZM221 155H223V154H221ZM11 156H13V155H11ZM18 156V155H17ZM73 156V155H72ZM73 156V157H74ZM98 156V155H97ZM140 156V155H139ZM195 156V155H194ZM204 156V155H203ZM21 157V156H20ZM84 157V156H83ZM86 157V156H85ZM189 157V156H188ZM232 157V156H231ZM238 157V158H239ZM12 158V157H11ZM161 158V157H160ZM159 158V159H160ZM170 158H171V156H170ZM179 158H180V156H179ZM187 158V157H186ZM237 158V157H236ZM10 159V158H9ZM33 159V158H32ZM61 159V158H60ZM81 159V158H80ZM133 159V158H132ZM132 159H130V160H132ZM158 159V160H159ZM177 159V158H176ZM184 159H185V157H184ZM184 159H180V160H182V162L184 161ZM187 159H192V157H189V158H187ZM195 159V158H194ZM193 159V160H194ZM204 159V158H203ZM20 160V159H19ZM70 160V159H69ZM71 160H72V158H71ZM77 160H79V159H77ZM129 160V161H130ZM147 160V159H146ZM149 160V159H148ZM164 160V159H163ZM167 160H168V158H167ZM166 160V161H167ZM174 160V159H173ZM172 160V161H173ZM179 160V161H180ZM227 160V159H226ZM242 160V159H241ZM17 161V160H16ZM51 161V160H50ZM105 161V160H104ZM144 161V160H143ZM166 161L165 162H163V163H165L166 164ZM178 161V162H179ZM186 161V160H185ZM189 161V160H188ZM244 161V160H243ZM242 161V163H244ZM19 162V161H18ZM91 162V161H90ZM126 162V161H125ZM154 162V161H153ZM169 162V161H168ZM167 162V163H168ZM174 162V161H173ZM192 162V161H191ZM190 162V163H191ZM199 162V161H198ZM230 162V161H229ZM20 163V162H19ZM49 163V162H48ZM129 163V162H128ZM140 163V162H139ZM180 163V162H179ZM194 163V162H193ZM192 163V164H193ZM224 163V162H223ZM241 163V162H240ZM65 164V163H64ZM68 164V163H67ZM134 164H135V162H134ZM142 164V163H141ZM148 164V163H147ZM150 164V163H149ZM159 164V163H158ZM172 164V163H171ZM170 164V165H171ZM177 164V163H176ZM180 164H182V163H180ZM180 164H178V165H180ZM184 164V163H183ZM192 164L190 165V166H192ZM212 164V163H211ZM216 164V163H215ZM227 164H228V162H227ZM73 165H76L75 163L73 164ZM78 166H79V164H77ZM91 165V164H90ZM184 165H186V164H184ZM183 165V166H184ZM194 165V164H193ZM247 165V164H246ZM245 165V166H246ZM84 166V165H83ZM106 166V165H105ZM156 166V165H155ZM154 166V167H155ZM160 166V165H159ZM165 166L166 165H164V166H162L163 168H165ZM177 166V165H176ZM176 166H174V167H176ZM189 166V167H190ZM195 166H196V164H195ZM200 166V165H199ZM203 166V165H202ZM205 166V165H204ZM232 166V165H231ZM67 167V166H66ZM110 167V166H109ZM161 167V168H162ZM169 167V166H168ZM201 167V166H200ZM199 167V168H200ZM244 167V166H243ZM249 167V166H248ZM248 167H246V169L248 168ZM77 168H79V167H77ZM112 168V167H111ZM110 168V169H111ZM147 168V167H146ZM149 168V167H148ZM148 168H147V170H148ZM158 168V167H157ZM161 168H159V169H161ZM178 168H180V167H178ZM183 168V167H182ZM195 168V167H194ZM222 168H226V167H222ZM237 168V167H236ZM63 169H65V168H63ZM67 169V168H66ZM90 169H95L94 167L92 168H90ZM90 169H89V171H90ZM99 169V168H98ZM118 169V168H117ZM134 169V168H133ZM152 169H153V167H152ZM151 169V170H152ZM169 169H171V168H169ZM173 169V168H172ZM176 169V168H175ZM201 169V168H200ZM208 169V168H207ZM207 169H206V171H207ZM245 169V170H246ZM250 169V168H249ZM69 170V169H68ZM77 170V169H76ZM84 170V169H83ZM143 170V169H142ZM146 170V169H145ZM174 170V169H173ZM177 170V169H176ZM175 170V171H176ZM88 170H86V172H89ZM155 171H156V169H155ZM163 171V170H162ZM196 171H197V169H196ZM195 171V172H196ZM200 171V170H199ZM213 171V170H212ZM211 171V172H212ZM217 171V170H216ZM246 171H249L248 169L246 170ZM254 170H252V172H253ZM76 172V171H75ZM113 172V171H112ZM116 171H114V173H115ZM139 172V171H138ZM137 172V173H138ZM150 172H152V171H150ZM159 172H160V170H159ZM166 172V171H165ZM168 172H170V171H168ZM201 172V171H200ZM210 172V173H211ZM215 172V171H214ZM250 172V171H249ZM14 173V172H13ZM78 173H80V172H78ZM77 173V174H78ZM113 173V174H114ZM120 173V172H119ZM136 173V174H137ZM140 173H144V172H140ZM139 173V174H140ZM174 173V172H173ZM204 174H205V172H203ZM209 173V172H208ZM219 173H220V171H219ZM234 173V172H233ZM67 174V173H66ZM73 174L75 175V173L73 172ZM81 174H83V173H81ZM94 173H92V175H93ZM138 174V175H139ZM144 174H146V173H144ZM151 174V173H150ZM150 174H146V175H150ZM160 174V173H159ZM164 174V173H163ZM198 174V173H197ZM204 174H202L203 176H205ZM228 174V173H227ZM253 174H255V173H253ZM70 175H72V173L70 172ZM70 175H67V176H69L70 177ZM84 175H86V174H84ZM91 175V174H90ZM109 175V174H108ZM111 175V174H110ZM109 175V176H110ZM118 175V174H117ZM116 175V176H117ZM122 175V174H121ZM124 175V174H123ZM134 176H135V174H133ZM157 174H155V172H154V176H156ZM201 175V174H200ZM223 175V174H222ZM229 175V174H228ZM232 175V174H231ZM249 175H251V174H249ZM0 176H1V171H0ZM59 176V175H58ZM81 176V175H80ZM83 176V175H82ZM82 176H81V178H82ZM142 176V175H141ZM150 176H153V174H151ZM149 176V177H150ZM154 176H153V178H154ZM187 176V175H186ZM196 176V175H195ZM197 176H199V175H197ZM196 176V177H197ZM207 176V175H206ZM209 176V175H208ZM11 177H12V175H11ZM45 177V176H44ZM56 177V176H55ZM68 177V178H69ZM71 177H73V176H71ZM79 177V176H78ZM107 177V176H106ZM113 177V176H112ZM111 177V178H112ZM138 177H140V176H138ZM137 177V178H138ZM145 177H147V176H144V178ZM148 177V178H149ZM170 177V176H169ZM184 177V176H183ZM189 177V176H188ZM202 177V176H201ZM227 177V176H226ZM232 177V176H231ZM230 177V178H231ZM235 177V176H234ZM3 178H5V176L3 177ZM49 178V177H48ZM64 179H65V177H63ZM67 178V177H66ZM125 178V177H124ZM137 178L135 179V180H137ZM148 178H147V180H148ZM179 178H180V176H179ZM203 178V177H202ZM201 178V179H202ZM212 178V177H211ZM243 178H247V174H246V177L244 176ZM34 179V178H33ZM95 178H93V180H94ZM101 179V178H100ZM120 179V177L117 179V180H119ZM133 179H134V177H133ZM143 179V178H142ZM146 179V178H145ZM171 179V178H170ZM175 179V178H174ZM190 179V178H189ZM192 179V178H191ZM234 179V178H233ZM255 178L253 177V179H250V181H251V183H252V180H253V182L255 181L254 180ZM3 180V179H2ZM2 180H1V178H0V248H1V245L3 244V238L2 237H5L6 235H5V233H6V228L8 227H6V228H3L2 227V225H3V223H5V220H6V218H5V215H7V214H5V212H4V201H3V190H2ZM61 180V179H60ZM59 180V181H60ZM68 180V179H67ZM67 180H66V182H67ZM69 180H71L70 178H69ZM76 180V179H75ZM96 180V179H95ZM114 180V179H113ZM116 180V181H117ZM123 180V179H122ZM129 181H130V179H128ZM134 180V181H135ZM172 180H173V178H172ZM180 180V179H179ZM186 180V179H185ZM184 180V181H185ZM26 181V180H25ZM80 181V180H79ZM108 181V180H107ZM110 181V180H109ZM115 181V182H116ZM129 181H127V182H129ZM132 181V180H131ZM133 181V182H134ZM139 181V180H138ZM170 181V180H169ZM181 181V180H180ZM183 181V180H182ZM192 181H193V179H192ZM238 181V180H237ZM247 181V180H246ZM44 182V181H43ZM76 182V181H75ZM74 182V183H75ZM88 182H89V179H88ZM93 182V181H92ZM103 182V181H102ZM124 182V181H123ZM126 182V181H125ZM126 182V183H127ZM167 181H165V183H166ZM174 182V181H173ZM172 182V183H173ZM214 182V181H213ZM232 182H234V181H232ZM236 182V181H235ZM240 182H242L241 180H240ZM258 182V181H257ZM60 183V182H59ZM63 183V182H62ZM62 183H60V185L62 184ZM65 183V182H64ZM63 183V184H64ZM73 183V182H72ZM78 183V182H77ZM105 183V182H104ZM106 183H108V182H106ZM110 183H112V182H110ZM121 183V182H120ZM171 183V184H172ZM227 183V182H226ZM249 183V182H248ZM70 184V181H69V183L67 184V185H69ZM117 184V183H116ZM119 184V183H118ZM28 185V184H27ZM66 185V184H65ZM71 185H73V184H71ZM105 185V184H104ZM121 184H119L118 186H120ZM129 185V184H128ZM142 185V184H141ZM147 185V184H146ZM79 186H81V185H79ZM100 186V185H99ZM112 186V185H111ZM114 186V185H113ZM192 186V185H191ZM218 186V185H217ZM222 186V185H221ZM224 186V185H223ZM227 186V184H225V187ZM244 186V185H243ZM3 187H4V185H3ZM66 187V186H65ZM71 187V186H70ZM73 187V186H72ZM122 187H124V186H122L121 185V188ZM130 187V186H129ZM140 187V186H139ZM235 187H237V185L235 186ZM234 187V188H235ZM249 187V186H248ZM26 188V187H25ZM63 188V187H62ZM61 188V189H62ZM75 188H77L76 186L74 187V189ZM95 188H97V186L95 187ZM100 188V187H99ZM119 188V187H118ZM117 188V189H118ZM127 188V187H126ZM135 188V187H134ZM133 188V189H134ZM144 188V187H143ZM193 188V187H192ZM224 188V187H223ZM231 188H232V186H231ZM233 188V189H234ZM245 188V187H244ZM35 189V188H34ZM67 189V188H66ZM68 189H69V187H68ZM67 189V190H68ZM116 189V190H117ZM123 189V188H122ZM136 189V188H135ZM182 189H185V188H183L182 187ZM214 189H216V188H214ZM230 189V188H229ZM43 190V189H42ZM58 190V189H57ZM82 190V189H81ZM103 190V189H102ZM109 190V189H108ZM120 190V189H119ZM167 190H169V189H167ZM166 189L165 190H163V191H167ZM178 190H180V189H178ZM178 190H176V191H178ZM226 190V189H225ZM241 190H243V189H241ZM68 191H70V190H68ZM73 191V190H72ZM95 191V190H94ZM110 191V190H109ZM118 191V190H117ZM182 191V190H181ZM223 191V190H222ZM235 191V190H234ZM244 191V190H243ZM243 191H242V193H243ZM249 191V190H248ZM54 192V191H53ZM61 192L63 193L64 191H62L61 190ZM67 192V191H66ZM73 192H75V191H73ZM76 192H77V190H76ZM79 192V191H78ZM99 192V191H98ZM105 192V191H104ZM107 192V191H106ZM119 192V191H118ZM132 192V191H131ZM162 192V191H161ZM160 192V194L162 195V197H164L165 198V196H167V195H169V192H164V193H161ZM209 192V191H208ZM208 192H205V193H208ZM211 192V191H210ZM214 192V191H213ZM220 191H218V192H216L217 194L219 193ZM226 192V191H225ZM250 192H251V189H250ZM30 193H33V192H30ZM39 193V192H38ZM60 193V192H59ZM71 193V192H70ZM114 193V192H113ZM120 193V192H119ZM183 193V192H182ZM216 193H214V194H216ZM230 193V192H229ZM238 193V192H237ZM241 193V192H240ZM53 194V193H52ZM63 194H66V193H63ZM78 194V193H77ZM85 194V193H84ZM87 194V193H86ZM91 194V193H90ZM95 194V193H94ZM111 194V193H110ZM123 194V193H122ZM199 194V193H198ZM208 194H210V193H208ZM207 194V195H208ZM220 194V193H219ZM227 194V193H226ZM232 194V193H231ZM244 194H246V193H244ZM33 194H31V196H32ZM97 195V194H96ZM95 195V196H96ZM102 195H103V191H102ZM149 195V194H148ZM157 195V194H156ZM161 195H157L158 196V198H161L162 199V197H160ZM203 196H204V194H202ZM211 195L212 194H210V197L209 198H212L211 197ZM223 194H221V196H222ZM248 195V194H247ZM56 196L58 197V193L56 194ZM62 197V195H59V197ZM66 196V195H65ZM64 196V197H65ZM75 196V195H74ZM93 196V195H92ZM111 196V195H110ZM219 196V195H218ZM220 196V197H221ZM240 196V195H239ZM239 196L237 197L238 199H240L239 198ZM249 196H251V195H249ZM54 197V196H53ZM70 197V196H69ZM76 197V196H75ZM75 197H74V199H75ZM77 197H78V195H77ZM84 197V196H83ZM94 197V196H93ZM108 197V196H107ZM136 197H138V195L136 196ZM145 197H146V195H145ZM195 197H197V196H195ZM195 197H194V199H195ZM200 197V196H199ZM202 197V196H201ZM227 197V196H226ZM229 197H230V195H229ZM242 197V196H241ZM244 197H247V196H244ZM254 197V196H253ZM46 198V197H45ZM49 198V197H48ZM52 198V197H51ZM63 198V197H62ZM78 198H80L81 199V197L79 196ZM193 198V197H192ZM202 198H204V197H202ZM236 198V199H237ZM6 199V198H5ZM30 199V198H29ZM42 199V198H41ZM59 198H57V200H58ZM68 199V198H67ZM67 199H65V200H67ZM90 199V198H89ZM93 199V198H92ZM201 199V198H200ZM223 199V198H222ZM235 199V200H236ZM245 199V198H244ZM28 200V199H27ZM61 200V199H60ZM77 200V199H76ZM76 200H75V202H76ZM82 200V199H81ZM149 200H150V198H149ZM186 200V199H185ZM189 200H193V199H189ZM196 200V199H195ZM207 200V199H206ZM212 200V199H211ZM221 200V199H220ZM241 200H242V198H241ZM32 201V200H31ZM34 201V200H33ZM71 200H69V202H70ZM78 201H80L79 199H78ZM102 201V200H101ZM112 201V200H111ZM110 201V202H111ZM180 201V200H179ZM178 201V202H179ZM202 201V200H201ZM204 201V200H203ZM214 201V200H213ZM237 201H239V200H237ZM256 201H257V199H256ZM255 201V202H256ZM14 202V201H13ZM50 202V201H49ZM53 200H52V204H53ZM88 202V201H87ZM97 202V201H96ZM114 202V201H113ZM133 202V201H132ZM189 202V201H188ZM193 202V201H192ZM205 202V201H204ZM210 202H212V201H210ZM220 202V201H219ZM231 202V201H230ZM233 202V201H232ZM259 202H257V203H259ZM24 203H25V201H24ZM42 203H43V201H42ZM51 203V202H50ZM61 203H63V202H61ZM64 203H66V201L64 202ZM68 203V202H67ZM86 203V202H85ZM94 203V202H93ZM92 203V204H93ZM101 203V202H100ZM153 203H155V202H153ZM190 203V202H189ZM202 203V202H201ZM200 203V204H201ZM224 203H226V201H224ZM14 204V203H13ZM40 204V203H39ZM52 204H51V206H52ZM98 204V203H97ZM104 204V203H103ZM102 204V205H103ZM136 204H137V201H136ZM140 204V203H139ZM213 204H215V201H214V203ZM222 204V203H221ZM260 204V203H259ZM24 205V204H23ZM44 205H46V204H44ZM56 205V204H55ZM57 205H58V203H57ZM113 205H115V204H113ZM150 205V204H149ZM152 205H154V204H152ZM182 205V204H181ZM180 205V206H181ZM208 205V204H207ZM220 205V204H219ZM226 205V204H225ZM245 205V204H244ZM249 205H251L250 203H249ZM255 205H256V203H255ZM28 206V205H27ZM49 206V205H48ZM101 206V205H100ZM148 206V205H147ZM177 206H179V205H177L176 204V207ZM199 206H203V205H199ZM212 206V205H211ZM221 206V205H220ZM223 206V205H222ZM43 207V206H42ZM56 207V206H55ZM111 207V206H110ZM117 207V206H116ZM120 207V206H119ZM154 207V206H153ZM175 207V208H176ZM204 207H207L206 205L204 206ZM213 207V206H212ZM216 207H218L217 205H216ZM258 207V206H257ZM11 208V207H10ZM48 208V207H47ZM75 208V207H74ZM99 207H97V209H98ZM115 208V207H114ZM144 208H146V207H144ZM144 208H142V209H144ZM209 208V207H208ZM219 208V207H218ZM243 208H245L244 206L241 208V209H243ZM251 208H254V206L253 207H251ZM262 208V207H261ZM23 209V207H22V205L21 206H19V207H17L16 209H14V210H12L11 212H9V216H14V215H16L17 216V218H18V215H21L23 212L24 213H26L27 211L25 210V211H23L22 210ZM39 209V208H38ZM95 209V208H94ZM141 209V208H140ZM141 209V210H142ZM191 209V208H190ZM190 209H189V211H190ZM197 209V208H196ZM200 209V208H199ZM207 208H204L203 210H206ZM248 209V208H247ZM255 209V208H254ZM263 209L264 208H262L261 210L259 209V212L260 213H264L263 212ZM21 210L23 211V212H21ZM43 210V209H42ZM92 210V209H91ZM107 210V209H106ZM137 210H139V208L137 209ZM140 210V211H141ZM171 210V209H170ZM175 210V209H174ZM173 210V211H174ZM208 210V209H207ZM215 210H216V208H215ZM240 210V209H239ZM239 210H237V211H239ZM36 211V210H35ZM38 211V210H37ZM36 211V212H37ZM56 211V210H55ZM76 211V210H75ZM100 211V210H99ZM98 211V212H99ZM103 212H105L104 211V209L102 210ZM133 211H134V209H133ZM140 211H138V212H140ZM172 211V212H173ZM183 211H185V210H183ZM182 211V212H183ZM188 211V212H189ZM247 211V213H250L251 211L249 210H246ZM34 212V211H33ZM97 212V213H98ZM101 212V211H100ZM137 212V211H136ZM171 212V213H172ZM176 212H178V211H175V213ZM180 212V211H179ZM192 212V211H191ZM199 212H201L202 213V210L201 211H198L197 213H199ZM225 212V211H224ZM241 212V211H240ZM255 212V211H254ZM258 212V213H259ZM89 213V212H88ZM91 213H93V211L91 212ZM90 213V214H91ZM115 213V212H114ZM156 213V212H155ZM158 213V212H157ZM165 214H166V212H164ZM170 213V212H169ZM169 213H167V214H169ZM170 213V214H171ZM184 213V212H183ZM193 213V212H192ZM203 213H204V211H203ZM238 213V212H237ZM35 214V213H34ZM76 214V213H75ZM100 214H102V213H100ZM109 214H111L110 212H109ZM118 214V213H117ZM122 214V213H121ZM121 214H120V216H121ZM123 214H125V211L123 212ZM127 214V216H129L128 214L129 213H126ZM134 214V213H133ZM159 214H161V213H159ZM159 214H156L158 217L160 216ZM239 214V213H238ZM240 214H242V213H240ZM251 214V213H250ZM253 214V213H252ZM95 215V214H94ZM99 215V214H98ZM119 215V214H118ZM154 215V214H153ZM152 215V216H153ZM174 215H176V214H173V215H171L172 216V219H173V216ZM182 215V214H181ZM181 215H179V217L177 218V216H176V218L177 219H179L180 218V216ZM193 215V214H192ZM232 215H234V214H232ZM236 215V214H235ZM245 216L246 214H242V216ZM260 215V214H259ZM16 216H14V217H11V218H9L8 219V223L9 224H12V223H14V222H16ZM29 216H31V215H29ZM124 216H126V215H124ZM126 216V217H127ZM151 216V217H152ZM162 216V215H161ZM166 216V215H165ZM170 216V215H169ZM186 217V214L185 215H183L182 217ZM187 216H190V214L189 215H187ZM200 216V215H199ZM243 216V217H244ZM247 216H249V214L247 215ZM247 216L245 217V219L247 218ZM255 216V215H254ZM20 217V216H19ZM125 217V218H126ZM149 217V216H148ZM155 217V216H154ZM181 217V218H182ZM231 217V216H230ZM230 217L228 216V219H230ZM235 217V216H234ZM242 217V218H243ZM256 217H257V215H256ZM110 218V217H109ZM106 219V220H110V219ZM115 218H116V216H115ZM144 218V217H143ZM166 218H167V216H166ZM170 219H171V217H169ZM175 218V217H174ZM180 218V219H181ZM222 218V217H221ZM227 218V217H226ZM233 218V217H232ZM236 218V217H235ZM239 218V217H238ZM252 218V217H251ZM262 218H264V217H262ZM28 219V218H27ZM33 219V218H32ZM42 219V217L40 218V220ZM89 219H91V218H89ZM114 219V218H113ZM118 219V218H117ZM119 219H121V218H119ZM118 219V220H119ZM127 219V218H126ZM156 219V218H155ZM163 219H165L164 217H163ZM168 219V218H167ZM170 219H168V220H170ZM176 219V220H177ZM201 219H202V217H201ZM200 219V220H201ZM204 219V218H203ZM255 219V218H254ZM26 220V219H25ZM43 220V219H42ZM97 220V219H96ZM116 220V219H115ZM117 220V221H118ZM141 220V219H140ZM150 220V219H149ZM152 220V219H151ZM157 220H159V218L157 219ZM161 220H162V217H161ZM191 220V219H190ZM235 220V219H234ZM241 220V219H240ZM18 221V220H17ZM20 221V220H19ZM37 221V220H36ZM82 221V220H81ZM86 221V220H85ZM153 221V220H152ZM174 221V220H173ZM196 221V220H195ZM204 221V220H203ZM224 221V220H223ZM222 221V222H223ZM231 221V220H230ZM239 221V220H238ZM254 221V220H253ZM260 221V220H259ZM112 222V221H111ZM136 222H138V221H136ZM143 222V221H142ZM148 222V221H147ZM166 222H171V220L170 221H166ZM218 222H220V220L219 221H216L215 222V224L216 223H218ZM232 222H233V220H232ZM236 222V221H235ZM243 222V221H242ZM150 223V222H149ZM151 223H153V222H151ZM155 223V222H154ZM162 223V222H161ZM160 222H159V224L160 225H163V224H161ZM199 223V222H198ZM205 223V222H204ZM213 223V222H212ZM221 223V222H220ZM219 223V224H220ZM247 223H249V222H247ZM251 223V222H250ZM22 224V223H21ZM107 224V223H106ZM110 224V223H109ZM143 223H141V225H142ZM166 224V223H165ZM174 224V223H173ZM190 224V223H189ZM201 224V223H200ZM214 224V223H213ZM223 224V223H222ZM231 224V223H230ZM236 224V223H235ZM258 224V223H257ZM256 224V225H257ZM263 224V223H262ZM114 225V224H113ZM155 225V224H154ZM153 225V226H154ZM160 225H157V226H160ZM175 225V224H174ZM173 225V226H174ZM185 225V224H184ZM187 225V224H186ZM185 225V226H186ZM211 225V224H210ZM249 225V224H248ZM261 224H259V226H260ZM6 226V225H5ZM13 226V225H12ZM32 226V225H31ZM97 226V225H96ZM136 226H138V223H137V225ZM183 226V225H182ZM193 226V225H192ZM206 225L204 224V226L203 227H205ZM212 227H213V225H211ZM211 226H210V230H211ZM224 226V225H223ZM253 226H255V225H253ZM9 227H11V226H9ZM15 227V226H14ZM20 227V226H19ZM44 227V226H43ZM130 227V226H129ZM128 227V228H129ZM141 227V226H140ZM146 229H148V230H151L152 228H150V226H149V228H148V225H145L144 226ZM177 228H178V226H176ZM202 227V226H201ZM202 227V228H203ZM207 227H208V225H207ZM215 227V226H214ZM220 227H222V226H220ZM250 227V226H249ZM252 227V226H251ZM256 227V226H255ZM262 227H264L263 225L260 227V230H259V234H262V233H264L263 232V228ZM13 228V227H12ZM131 228V227H130ZM133 228V227H132ZM131 228V229H132ZM173 228V227H172ZM175 228V227H174ZM184 228V227H183ZM200 228V227H199ZM219 228V227H218ZM228 228V227H227ZM232 228V227H231ZM16 229V228H15ZM17 229H19V228H17ZM139 229H142V227L141 228H139ZM157 229V228H156ZM170 229V228H169ZM193 229V228H192ZM205 229H206V227H205ZM220 229V228H219ZM39 230H40V228H39ZM123 230H126V229H124L123 228ZM132 230H134V229H132ZM142 230H145V229H142ZM141 230V231H142ZM166 230H168V228L166 229ZM166 230L164 229V231L166 232ZM191 230V229H190ZM190 230H186L187 232L188 231H190ZM200 230V229H199ZM215 231H216V229H214ZM218 230V229H217ZM228 230H230V229H228ZM253 230V229H252ZM257 230V229H256ZM255 230V231H256ZM37 231V230H36ZM43 231V230H42ZM128 231V230H127ZM138 231V230H137ZM140 231V232H141ZM146 231V230H145ZM152 231H154V230H152ZM156 231V230H155ZM154 231V232H155ZM163 231V232H164ZM171 231V230H170ZM180 231V230H179ZM197 231V230H196ZM202 231H204V230H201V232ZM205 231H209V230H205ZM214 231V232H215ZM234 231V230H233ZM245 231V230H244ZM13 232H16V231H13ZM18 232V231H17ZM91 232V231H90ZM109 232V231H108ZM126 232V231H125ZM161 232V231H160ZM159 232V233H160ZM164 232V233H165ZM186 232V233H187ZM193 232V231H192ZM192 232L190 233V234H192ZM206 232V233H207ZM218 232V231H217ZM220 232V231H219ZM237 232H239V231H237ZM246 232V231H245ZM258 232V231H257ZM8 233H9V231H8ZM72 233V232H71ZM124 233V232H123ZM129 233H131V232H129ZM128 232H127V234H129ZM137 233H139V232H137ZM153 233V232H152ZM158 233V232H157ZM156 233V234H157ZM171 233V232H170ZM185 233V234H186ZM194 233V232H193ZM199 233V232H198ZM205 233V234H206ZM222 233H223V231H222ZM225 233H226V230H225ZM14 234V233H13ZM122 234V233H121ZM126 234V235H127ZM132 234H133V232H132ZM149 234H151L150 232H149ZM155 234V235H156ZM162 234V233H161ZM184 234V235H185ZM197 234V233H196ZM196 234H195V236H196ZM204 233L202 232V235H203ZM210 234H212V233H210ZM214 234V233H213ZM224 234V233H223ZM222 234V235H223ZM251 234H254V233H251ZM257 234V233H256ZM10 235H12V233L10 234ZM10 235H9V237H10ZM104 235V234H103ZM119 235V234H118ZM130 235V234H129ZM165 235V234H164ZM167 235H168V232H167ZM172 235V234H171ZM174 236H176L175 234H173ZM201 235V234H200ZM199 235V237L201 238V236ZM215 235V234H214ZM121 236V235H120ZM124 234H123V237H121V238H124ZM138 236V235H137ZM198 236V235H197ZM257 236V235H256ZM255 236V237H256ZM14 237V236H13ZM78 237V236H77ZM114 237V236H113ZM127 237V236H126ZM130 237V236H129ZM128 237V238H129ZM157 237V236H156ZM170 237V236H169ZM182 237V236H181ZM189 237V236H188ZM187 237V235H186V238H188ZM193 237V236H192ZM198 237V238H199ZM213 237V236H212ZM223 237H224V235H223ZM245 237V236H244ZM258 237V236H257ZM263 237V236H262ZM12 238V237H11ZM133 238V237H132ZM140 238V237H139ZM145 238H148V236L147 237H145ZM160 238H162V237H160ZM159 238V239H160ZM173 238V237H172ZM185 238V237H184ZM185 238V239H186ZM196 238V237H195ZM203 238H204V236H203ZM105 239V238H104ZM223 239V238H222ZM244 239V238H243ZM143 240V239H142ZM194 240V239H193ZM196 240V239H195ZM239 241L240 240H242V238H239L238 239ZM264 240V239H263ZM134 241V240H133ZM174 241H175V239H174ZM259 241V240H258ZM215 242V241H214ZM221 242V241H220ZM219 242V243H220ZM230 242V241H229ZM238 241H236V243H237ZM7 243V242H6ZM96 243V242H95ZM141 243V242H140ZM190 243V242H189ZM218 243V244H219ZM258 243H260L261 244V242H258ZM188 244V243H187ZM191 244H192V242H191ZM204 244V243H203ZM215 244V243H214ZM225 244V243H224ZM224 244H223V246H224ZM230 244V243H229ZM228 244V245H229ZM240 244V243H239ZM125 245V244H124ZM140 245H142V243L141 244H139V247H140ZM15 246V245H14ZM178 246V245H177ZM176 246V247H177ZM186 246V245H185ZM185 246H184V248H185ZM222 246V245H221ZM233 246H236L235 245V243H234V245ZM237 246H239V245H237ZM257 246V245H256ZM12 247H13V245H12ZM20 247V246H19ZM107 247V246H106ZM156 247V246H155ZM182 247V246H181ZM230 247H232V246H230ZM172 248H175V247H173L172 246ZM261 248V247H260ZM17 249V248H16ZM126 249V248H125ZM130 249H131V247H130ZM263 249V248H262ZM102 250V249H101ZM179 250L180 249H178V251H177V253H179ZM210 250V249H209ZM232 250V249H231ZM264 250V249H263ZM1 251V250H0ZM100 251V250H99ZM163 251V250H162ZM173 251V250H172ZM223 251V250H222ZM249 251V250H248ZM260 251H262V250H259V252ZM88 252V251H87ZM139 252H141V251H139ZM228 252V251H227ZM121 253V252H120ZM122 253H123V251H122ZM170 253V252H169ZM176 253V252H175ZM224 253V252H223ZM84 254V253H83ZM136 254H137V252H136ZM171 254V253H170ZM169 254V255H170ZM198 254V253H197ZM219 254V253H218ZM5 255V254H4ZM135 254H133V256H134ZM139 255V254H138ZM177 255V254H176ZM215 255V254H214ZM131 256V255H130ZM137 256V255H136ZM152 256V255H151ZM171 256V255H170ZM253 256H254V254H253ZM1 257H2V255H1V252H0V259H1ZM125 257V256H124ZM126 257H128V256H126ZM135 257V256H134ZM153 257V256H152ZM177 257V256H176ZM188 257H190V256H185V257H183L182 259H184V260H186V259H189ZM240 257V256H239ZM22 258V257H21ZM137 258V257H136ZM163 258V257H162ZM161 258V259H162ZM251 258V257H250ZM135 259V258H134ZM157 259V258H156ZM166 259H167V257H166ZM192 259V258H191ZM232 259V258H231ZM264 258H263V256H262V260H263ZM98 260V259H97ZM122 260V259H121ZM126 260V259H125ZM168 260V259H167ZM190 260V259H189ZM210 260V259H209ZM112 261V260H111ZM123 261V260H122ZM181 262V259L179 260V257H178V262ZM214 261V260H213ZM258 261V260H257ZM242 262V261H241ZM108 263H110V262H108ZM158 263H159V261H158ZM177 263V262H176ZM175 263V264H176ZM240 263V262H239ZM0 264H2V260H0ZM174 264V263H173ZM195 264V263H194ZM241 264V263H240ZM255 264V263H254ZM264 264V263H263Z\"/></svg>",
	"mask_w": 264,
	"mask_h": 264
},
{
	"label": "crops",
	"instance_id": "obj_3",
	"mask_svg": "<svg viewBox=\"0 0 264 264\" xmlns=\"http://www.w3.org/2000/svg\"><path fill=\"white\" fill-rule=\"evenodd\" d=\"M4 28H2L1 30H3Z\"/></svg>",
	"mask_w": 264,
	"mask_h": 264
}]
</instances>
